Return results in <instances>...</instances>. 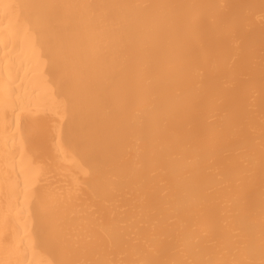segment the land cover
Segmentation results:
<instances>
[{
  "label": "bare ground",
  "instance_id": "obj_1",
  "mask_svg": "<svg viewBox=\"0 0 264 264\" xmlns=\"http://www.w3.org/2000/svg\"><path fill=\"white\" fill-rule=\"evenodd\" d=\"M0 264H264V0H0Z\"/></svg>",
  "mask_w": 264,
  "mask_h": 264
}]
</instances>
